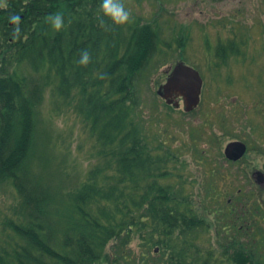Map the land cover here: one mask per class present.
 I'll return each mask as SVG.
<instances>
[{
	"label": "rangeland",
	"instance_id": "obj_1",
	"mask_svg": "<svg viewBox=\"0 0 264 264\" xmlns=\"http://www.w3.org/2000/svg\"><path fill=\"white\" fill-rule=\"evenodd\" d=\"M124 4L130 15L127 22L116 25L122 34L118 36L116 43L107 41L108 34L101 37L95 34L97 39L93 36L90 44L85 43L86 39L78 38L77 33L74 35L75 50L77 52L87 50L91 55V61L87 66L79 64L72 56V63L64 64L58 70L51 61L49 63L46 60L39 47L37 56L31 55L29 58L26 56L24 63L7 67L12 72L20 73L30 86L35 85L40 89L33 109L30 110L32 113L28 115L30 130L22 135L25 140L28 136L27 150L30 148L31 151L29 171L32 181L43 184V191L46 190L50 194L53 207L58 204L56 216H52L53 222L56 223L52 224L54 227L50 230L52 235L50 242L57 244L59 240L58 251H62L60 244L63 233L70 230V223L58 219L61 217L60 204L62 207L67 206L71 197L85 190L84 183H89L95 178V172L92 171L104 165L108 154V149L103 146V143L105 144L103 137L94 132L97 129L93 125L92 115L95 114L96 104L97 111L105 108L104 104L107 103L113 114H116V120L123 125L121 128H125L123 134L127 136L128 147L136 142L134 148L147 146L156 148L152 157L154 164L156 161L171 160L162 171L168 172V180L165 183L171 184L175 192L167 195V198L173 200L171 210H175L177 202L184 199L188 207L194 206V203L195 206H199L202 201V209H206L204 210L206 212L221 210L227 197L229 195L233 197V192L226 189V186L229 188L228 181L215 182L218 184L215 194L213 179H208L214 166L221 164L219 158H215L214 150L211 152L204 150L208 140L213 138V135H210L211 138L207 140V133L214 134V130L220 133L216 127L218 119L227 118L231 124L230 129L239 130L241 137L254 149L253 154L244 159L249 162V166L241 168L264 167V113L258 119L259 127L248 126L252 130V136L245 131L247 128H242L244 126L241 125L242 121L238 124L234 119L236 114L234 109L245 114L248 110L246 107L257 98L256 95H251V89L242 86L240 80L246 86H251L254 85V80L261 76L256 66L264 63V38L261 28L253 25L262 26L261 22H264V0H125ZM91 13L92 16H86L83 25H88L90 33L93 34L98 22L96 16L100 15L95 16L98 8H93ZM235 38L237 42L233 44ZM243 41L246 43L241 46ZM99 43L102 44L103 50L94 55L93 46H99ZM227 43L235 48H228V52L225 53ZM215 49L218 53L225 54L228 59L234 58L233 62L239 60L242 63L236 68L233 65L230 67L233 73L229 75L230 82H233L230 87L227 86L228 75H221L224 70L216 73L215 81L211 73L213 79L202 90L204 101L200 102L199 111L196 109L189 115H185L182 107L180 110L167 107L156 96L154 84L161 82L178 61L191 63L203 74V66L208 67L211 63L207 57L208 50ZM239 50L240 52L236 53ZM256 54L259 55V61L252 62ZM74 55L76 57V52ZM59 62L67 63L62 59ZM125 77L128 79L132 77L133 81L136 77L134 82L136 86H129L127 90L125 86L127 82H119ZM219 84L222 87L227 86L229 90L216 86ZM255 86H258V81ZM82 87L85 89L79 90ZM221 97L224 103H215ZM236 102L240 107L232 106ZM198 120L205 122L199 123ZM244 132L249 139L245 137ZM2 134L5 135L6 132ZM235 136L234 133H224L222 138H226L224 143H227ZM98 137L99 143L96 144ZM193 140V144H201L198 157L184 149ZM211 144L217 146L216 142ZM111 151L112 149L109 152ZM236 171L237 167L234 166L233 173ZM98 176L99 178L94 180V186H97V190L105 189L106 196L110 172L101 169ZM2 177L4 176L1 173L0 250L2 248L10 250L22 246L20 242L7 244L6 240L15 236L13 228L16 222H28L29 213L22 207V199L16 189H13L12 182L7 180V177ZM230 181L236 183L235 178H231ZM240 181L247 189V193L252 195L256 191L259 194L260 189L254 188L253 183L250 189V182L244 174H241ZM262 193L264 194V191ZM217 194L219 197L216 200L212 199L213 195ZM262 198L264 199V196ZM178 209L189 216L202 214L200 208ZM257 219L264 227V220L260 217ZM49 222L51 224V220ZM191 225L193 226L190 228L194 230L191 234L183 237L180 242H177L178 240L171 242L167 237L164 246L153 243L152 235H149L146 241H141L136 236L139 229L135 228L131 234L137 240L133 242L132 247H140L146 252L149 260L161 264H165V258L173 256L174 253L184 254L189 264L224 262L223 260L218 262L219 255L216 257L217 244L212 220L196 221ZM167 230L172 228L169 226L167 229H161L162 233ZM256 235L260 241L264 237V231ZM255 246L264 254V242L255 241ZM155 248L159 249L157 254L154 253ZM172 261L175 259L171 257L167 264H173Z\"/></svg>",
	"mask_w": 264,
	"mask_h": 264
},
{
	"label": "trees",
	"instance_id": "obj_2",
	"mask_svg": "<svg viewBox=\"0 0 264 264\" xmlns=\"http://www.w3.org/2000/svg\"><path fill=\"white\" fill-rule=\"evenodd\" d=\"M56 1L27 0L22 6H16V0L14 4L8 1L3 2V5L0 3V175L2 173V176L12 182L22 199V207H25L29 213L28 222H16L13 228L15 236L6 240L7 244L20 242L22 246L10 250L2 248L0 261L2 264H161L149 260L146 252L140 247H132L133 242L137 240L131 234L135 228L139 229V234L136 236L141 241H146L148 236L152 235L153 243L164 246L167 237L171 242L174 240L180 242L183 237L194 231L190 228L193 226L192 222H207L210 218L214 220L220 212L219 210L204 211L206 209H202V201L199 206H195L194 203V206L188 207L184 203L186 199L177 202L175 210H171L173 200L167 198V195L175 192L171 184L163 181L168 172L162 173L163 168L171 160L156 161L154 164L152 157L156 148L149 146L134 148L136 142L128 147L127 136L123 134L125 128H121L123 125L116 120V114H113L107 103L100 111H97L96 104L95 114L92 115L93 125L97 131L93 130L103 137L105 142L103 146L108 149L104 165L92 172H95L97 179L101 169L110 172V177L107 178V195L105 196V189L97 190V186H94L95 178L89 183H84L83 194L81 192L71 197L68 207H62L60 204L61 217L58 219L70 223V230L65 231L62 236L60 244L62 251H58L59 240L57 244L50 242L52 239L50 230L54 227L52 224L56 223L53 222L52 216H56L58 204L53 207L50 194L46 190L43 191V184L32 181L29 171L31 151L27 150L28 136L25 140L22 135L30 130L28 115L32 113L30 110L33 109L40 89L35 85L30 86L20 73L12 72L7 67L24 63L26 56L28 58L31 55L37 56L39 47L46 60L49 63L51 61L58 70L64 64L70 65L72 56L79 61V53L73 44L74 33L81 32L80 35L87 34L91 37L89 26L83 25V21L86 20V16H92L93 8H98L95 16L100 15L99 19L96 16L98 21L95 25L96 36H103L102 30H106L112 33L110 35L113 37L110 36L109 40L113 43H116L118 36H121L119 27L101 15L103 12L99 0H65L58 6L51 3ZM51 5L49 14L46 11L47 14L43 15L42 10ZM25 8H31L29 14L25 13ZM57 12L62 13L64 17V27L59 32L54 31L46 22L50 15ZM33 16L36 17L33 19ZM39 18L45 21H37ZM10 22L13 24L10 25ZM46 25L49 27H43ZM42 30L45 34H41ZM96 36L94 35L95 38ZM93 48L94 55L103 50L100 43ZM74 52L77 54L76 57ZM61 59L67 63H60ZM135 79L136 77L133 81L132 77L129 79L125 77L119 82H127L125 86L128 90L129 86H136ZM11 96L13 102H10ZM81 114L83 115L82 112ZM3 132L6 134L3 135ZM98 143L99 137L96 141V144ZM214 175L211 173L208 176V179H213L214 187H218L217 183L225 180L229 182V188L226 186L227 191L231 189L233 183L230 182V171L221 178ZM213 191L215 192L214 189ZM219 194L212 199L216 200ZM243 205L246 210L243 211L242 217L245 219L250 215L255 217L258 214L257 207H261H256L253 203L248 206L245 202ZM178 208H200L202 214L189 216ZM169 226L172 230L162 233L161 229H167ZM171 257L175 259L172 261L173 264H189L181 253L166 257L164 263L167 264Z\"/></svg>",
	"mask_w": 264,
	"mask_h": 264
},
{
	"label": "water",
	"instance_id": "obj_3",
	"mask_svg": "<svg viewBox=\"0 0 264 264\" xmlns=\"http://www.w3.org/2000/svg\"><path fill=\"white\" fill-rule=\"evenodd\" d=\"M200 88L201 79L198 73L183 64H179L165 85L164 93L158 92V94L166 99L167 95L171 96L173 93L175 94L174 98L183 96L186 99V106L191 109L199 101ZM244 152L245 146L242 143L234 142L227 145L225 155L230 160H238ZM253 179L258 185H264V175L260 172H255Z\"/></svg>",
	"mask_w": 264,
	"mask_h": 264
},
{
	"label": "clouds",
	"instance_id": "obj_4",
	"mask_svg": "<svg viewBox=\"0 0 264 264\" xmlns=\"http://www.w3.org/2000/svg\"><path fill=\"white\" fill-rule=\"evenodd\" d=\"M101 11L104 16L110 19L114 24L120 25L128 21L129 12L125 8L124 0H101ZM47 23L54 31H61L64 27V17L62 13H55L47 18ZM91 61V55L87 50L80 53L79 64L87 66Z\"/></svg>",
	"mask_w": 264,
	"mask_h": 264
},
{
	"label": "bare ground",
	"instance_id": "obj_5",
	"mask_svg": "<svg viewBox=\"0 0 264 264\" xmlns=\"http://www.w3.org/2000/svg\"><path fill=\"white\" fill-rule=\"evenodd\" d=\"M9 2V3H12V4H14V0H0V3L2 4L3 2L4 3H6V2ZM17 2H16V6H22L24 3H26L27 2V0H16ZM29 2V1H28ZM62 2H65V0H57L56 2H51L52 4H56L55 6H58L59 5V3H62ZM3 5V4H2ZM54 6V7H55ZM25 7H27V6H25ZM49 8H52V5L50 6V7H48V8H44L43 10H42V14L43 15H46L47 13L49 14V12H50V10H49ZM30 10H31V8H25L24 9V11H25V13L26 14H29V12H30ZM46 11H47V13H46ZM49 11V12H48ZM36 12H38V11H36ZM46 13V14H45ZM36 16H33V19L35 18ZM39 20H41V22L42 21H45L44 19H38L37 21H39ZM11 24H13L12 22H10ZM50 26V25H49ZM48 26V27H49ZM43 27H45V28H48L47 27V25L46 26H43ZM102 35L104 36V35H106L107 33H108V31H106V30H102ZM41 34H45V32L42 30L41 31ZM76 33H74V35H75ZM77 34L79 35L78 36V38H81L82 40H84V39H86V41H85V43L86 44H90L91 42H92V40H93V36L96 34V32H94L93 34H91V37L90 36H88L87 34H85V35H80L81 34V32H77ZM97 35L99 36V31L97 32ZM28 37V36H27ZM84 42V41H83ZM81 51H79L78 53H80ZM167 83H155L154 84V89L156 90V92L158 93V92H161V93H164V87H165V85H166ZM10 92L11 93H13L14 95H15V92L12 90V89H10ZM174 96H175V94L173 93V94H171V96H169V95H167V98L168 99H173L174 98ZM10 102H13V96H11L10 97ZM24 148L26 149V145L24 146ZM28 148V147H27ZM30 149V148H29ZM28 149V150H29ZM246 264H257V261H256V259H251V260H248V261H246Z\"/></svg>",
	"mask_w": 264,
	"mask_h": 264
},
{
	"label": "flooded vegetation",
	"instance_id": "obj_6",
	"mask_svg": "<svg viewBox=\"0 0 264 264\" xmlns=\"http://www.w3.org/2000/svg\"><path fill=\"white\" fill-rule=\"evenodd\" d=\"M213 52V53H212ZM207 57L211 60V62H214L215 64H217L216 66H219L220 68L219 69H214L213 67H211V66H203V69H204V74H205V81H207V83H208V80L211 78V72H213V71H216V72H219V71H221V70H223V69H227V68H229V67H231L232 65L233 66H240V65H242V63H239V61L238 60H235L234 62H233V58H231V59H225L224 60V65H220L221 64V60H219L217 57H223V56H217L216 54H215V51L214 50H208V55H207ZM166 79V78H165ZM215 103H219V100L218 101H216ZM214 103V104H215ZM221 103V102H220ZM219 109H220V105H219ZM263 165H264V163H263ZM252 172V171H251ZM260 191H261V193L260 194H262V195H264L263 193H262V191H264V190H261L260 189ZM250 255H252V253H251V250L249 251V257L247 258V261L248 260H251L252 258L250 257Z\"/></svg>",
	"mask_w": 264,
	"mask_h": 264
}]
</instances>
